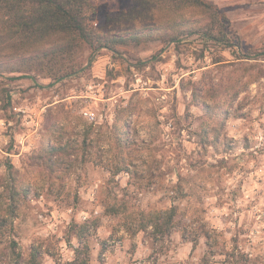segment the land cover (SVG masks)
Segmentation results:
<instances>
[{
  "label": "rangeland",
  "instance_id": "374dc122",
  "mask_svg": "<svg viewBox=\"0 0 264 264\" xmlns=\"http://www.w3.org/2000/svg\"><path fill=\"white\" fill-rule=\"evenodd\" d=\"M86 1L97 9L93 29L104 12L137 2ZM211 1L246 51L264 52V0ZM109 47L95 55L87 44L74 47L62 69L81 68L56 81L48 64H22L18 38L0 37V176L12 164L30 190L0 233V264H23L32 246L42 264L70 263L74 222L98 225L90 264H201L205 233L218 251L213 264H264V78L251 83L235 54L199 37ZM251 63L264 74V60ZM198 81L215 86L209 112L194 102ZM237 82L247 90L232 100ZM128 113L129 173L113 177L120 147L112 128ZM52 121L68 125L76 144L94 129L91 155L53 188L32 165ZM172 207L196 244L176 229L166 238L138 230L140 212Z\"/></svg>",
  "mask_w": 264,
  "mask_h": 264
},
{
  "label": "trees",
  "instance_id": "16d2710c",
  "mask_svg": "<svg viewBox=\"0 0 264 264\" xmlns=\"http://www.w3.org/2000/svg\"><path fill=\"white\" fill-rule=\"evenodd\" d=\"M90 13L97 14V9L86 0H0V37L19 39V49L23 53L22 64H48L53 69L56 81L77 73L81 66L71 71L62 69L64 61L72 54L73 48L87 44L94 50L111 48L109 46H127L129 44H145L159 42L162 45H179L183 40L195 37L207 42H215L235 54L244 75L250 82H256L263 75L254 73L257 63L264 60V52L252 54L245 50L238 37H233L230 21L226 14L211 0H137L134 7L118 13L104 12L98 29L90 27ZM235 39V41H234ZM22 57V55H21ZM28 57V59H27ZM92 55L90 61H93ZM220 61H217V63ZM1 66V65H0ZM6 63L2 65L5 67ZM79 68V69H78ZM198 81L193 84L194 102L200 104L206 112L211 110L209 100L216 98L212 90L215 86ZM240 83L230 90L236 95L246 91ZM240 87V88H239ZM237 88V89H236ZM117 117L112 133L118 137L120 152L111 170L112 176L129 173L131 152L124 150L130 144L128 118ZM81 144H76L70 136V127L58 121H52L42 138L39 151L32 156L33 166L43 175L51 188L60 180L65 179L74 171L80 158L91 155V142L94 134L92 126L85 132ZM101 141V139H100ZM9 177L0 176V233L8 226V220L16 216L20 206L26 201L30 190L19 170L12 164L8 165ZM2 189V190H1ZM108 214H118L119 208L110 205L105 207ZM179 213L176 207L165 211H142L139 213V231L153 234L155 238L169 237L173 230H180L185 241L196 244L187 228H181L177 221ZM98 225L72 223L67 233V241H77L74 249L75 258L68 264H90V237L96 232ZM207 251L201 264H213L218 254L211 242V236L204 234ZM23 264H42L40 248L32 246L28 258Z\"/></svg>",
  "mask_w": 264,
  "mask_h": 264
},
{
  "label": "built area",
  "instance_id": "2783aa9c",
  "mask_svg": "<svg viewBox=\"0 0 264 264\" xmlns=\"http://www.w3.org/2000/svg\"><path fill=\"white\" fill-rule=\"evenodd\" d=\"M86 116H88V114H86ZM90 116H91V118L93 119V114L90 113Z\"/></svg>",
  "mask_w": 264,
  "mask_h": 264
}]
</instances>
